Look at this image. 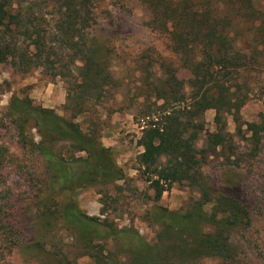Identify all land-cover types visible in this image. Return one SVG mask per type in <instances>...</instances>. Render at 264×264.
<instances>
[{"label":"trees","instance_id":"trees-1","mask_svg":"<svg viewBox=\"0 0 264 264\" xmlns=\"http://www.w3.org/2000/svg\"><path fill=\"white\" fill-rule=\"evenodd\" d=\"M125 1H134L147 12L142 25L163 36L167 56L151 46L138 54L121 49L116 11L118 5L125 7ZM262 2L0 0V64L21 75L40 69L48 78L60 79L65 91L64 115L15 92L2 113L16 143L42 159L48 192L57 197L53 203L58 210L50 209L47 198L39 202L40 210L35 208L40 230L58 221L93 264H198L204 258L245 264L243 247L236 239L251 224L244 182L227 179L217 187L204 180L199 164L218 149H230L225 119L239 123V110L253 91L250 73L259 59L264 60ZM122 65L130 66V77H120ZM132 98H141L138 106L149 103L147 111L126 104ZM104 104H108L106 114L133 108L146 120L137 141L141 152L136 162L149 175L153 203L185 178L199 194L183 211L152 205L149 220L158 228L153 241L107 218V187L123 181L124 174L114 151L100 141L98 107ZM209 109L214 111L215 130L208 133L203 129V113ZM80 114L88 115L84 128L75 122ZM245 126L258 142L264 126ZM200 133L204 140L196 150L193 144ZM7 153L0 144V166ZM97 184L103 186L97 192L102 218L86 215L74 195ZM36 245L38 251L31 258L41 260L39 239ZM33 249L24 245L20 250ZM48 260V264H68L59 256L57 261L54 253Z\"/></svg>","mask_w":264,"mask_h":264},{"label":"rangeland","instance_id":"rangeland-1","mask_svg":"<svg viewBox=\"0 0 264 264\" xmlns=\"http://www.w3.org/2000/svg\"><path fill=\"white\" fill-rule=\"evenodd\" d=\"M262 3L264 4V0ZM123 5L124 8L118 5L116 11L120 20L119 33L123 38L121 49L138 54L140 50L151 46L160 55L167 56L168 50L165 49L163 36L151 33L142 25L148 17L147 12L134 1H125ZM125 57L129 58L127 55ZM129 65L120 67V77H130ZM250 78L254 80L253 91L239 110V123H234L230 117L225 119L230 149L225 147L221 151L216 150L203 164H199V171L204 180L217 187L227 179L232 182H244V199L249 205L251 224L247 232L236 235L238 244L244 250L241 262L264 264V131L259 132L257 142L245 126L246 123H259L261 127L264 126V119L261 118V115H264V60L259 59V65L252 69ZM136 84L142 88V93L145 92L141 82ZM11 92L24 94L36 104L50 108L58 115H64L65 91L60 79H50L40 69H32L21 75L14 73L8 65L0 64V144L8 148L0 166V264H48L49 253H54L57 261L58 256L66 259L68 264H93V259L82 252L79 243L69 232L58 227V221H52V227L48 230H40L35 220L34 210H40L42 206L39 202L43 198H47L45 201L49 202L51 210H58V205L53 203L57 197L48 192V174L42 159L16 143L13 129L6 119L2 118ZM140 100L141 98L137 101L129 100L126 104L131 103L132 107L137 106L140 111H147L149 103L138 106ZM107 106L108 104H104L98 107L101 120L98 131L100 141L114 151L116 163L124 174L123 181L115 182L114 187H107V218L117 227L130 226L146 241H153L158 228L149 220L148 210L152 205L172 211H183L199 194L190 187L189 182L192 181L185 178L173 183L162 193L160 199L153 203L152 190L146 181L149 175L136 162V156L141 152L137 141L146 120L141 117L142 113L134 111L133 108L106 114ZM213 116L214 111L211 109L203 113V129L208 133L215 130ZM87 118V114H80L75 118V122L84 128ZM31 133L37 140L34 130H31ZM203 140L204 133L198 134L193 147L200 149ZM102 188L103 186L98 184L91 185L74 193L78 206L86 215L100 218L104 216L99 214L100 195L97 194ZM205 210L208 211L209 208L206 207ZM38 239L43 249L40 252L41 260L31 258L32 254L38 251L35 248ZM24 245L34 248L33 251L23 253L20 249ZM198 264H219V260L204 258Z\"/></svg>","mask_w":264,"mask_h":264}]
</instances>
